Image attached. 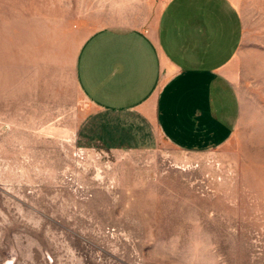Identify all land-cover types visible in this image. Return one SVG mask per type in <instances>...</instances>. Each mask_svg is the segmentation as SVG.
<instances>
[{
	"label": "rangeland",
	"instance_id": "374dc122",
	"mask_svg": "<svg viewBox=\"0 0 264 264\" xmlns=\"http://www.w3.org/2000/svg\"><path fill=\"white\" fill-rule=\"evenodd\" d=\"M168 1L0 0V264H264V0H231L241 114L223 146L79 135L82 46L153 27Z\"/></svg>",
	"mask_w": 264,
	"mask_h": 264
},
{
	"label": "crops",
	"instance_id": "0c3cea01",
	"mask_svg": "<svg viewBox=\"0 0 264 264\" xmlns=\"http://www.w3.org/2000/svg\"><path fill=\"white\" fill-rule=\"evenodd\" d=\"M242 38L231 0H169L153 27L95 32L76 63L92 107L79 135L114 148L152 146L155 133L180 150L223 146L240 120L231 64Z\"/></svg>",
	"mask_w": 264,
	"mask_h": 264
}]
</instances>
